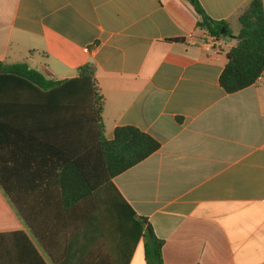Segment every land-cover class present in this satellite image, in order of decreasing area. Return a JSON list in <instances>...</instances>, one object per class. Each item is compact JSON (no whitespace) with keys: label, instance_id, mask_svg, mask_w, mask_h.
I'll return each instance as SVG.
<instances>
[{"label":"crops","instance_id":"crops-1","mask_svg":"<svg viewBox=\"0 0 264 264\" xmlns=\"http://www.w3.org/2000/svg\"><path fill=\"white\" fill-rule=\"evenodd\" d=\"M199 1L230 30L215 51L188 0H0V61L57 80L94 64L106 138L134 126L161 142L113 182L164 241L165 264H264V73L234 93L220 83L252 0ZM0 193L37 248L12 228L0 264H113L97 246L53 258ZM126 260L148 264L143 239Z\"/></svg>","mask_w":264,"mask_h":264},{"label":"trees","instance_id":"trees-1","mask_svg":"<svg viewBox=\"0 0 264 264\" xmlns=\"http://www.w3.org/2000/svg\"><path fill=\"white\" fill-rule=\"evenodd\" d=\"M188 1L202 16L198 27L229 35L225 21L207 16L199 0ZM240 24L239 42L220 77L229 93L264 73V0H252ZM95 75L92 63L75 78L57 80L27 63L0 61V188L55 259L54 248L79 246L86 256L97 246L113 264H127L143 239L147 263L165 264L164 241L113 182L161 142L134 126L118 127L113 139L106 138ZM12 228L37 252L0 193V244Z\"/></svg>","mask_w":264,"mask_h":264},{"label":"built area","instance_id":"built-area-1","mask_svg":"<svg viewBox=\"0 0 264 264\" xmlns=\"http://www.w3.org/2000/svg\"><path fill=\"white\" fill-rule=\"evenodd\" d=\"M202 45L207 51H215L223 46L222 38L220 35L206 33L202 39Z\"/></svg>","mask_w":264,"mask_h":264},{"label":"rangeland","instance_id":"rangeland-1","mask_svg":"<svg viewBox=\"0 0 264 264\" xmlns=\"http://www.w3.org/2000/svg\"><path fill=\"white\" fill-rule=\"evenodd\" d=\"M223 37L228 38V35H223Z\"/></svg>","mask_w":264,"mask_h":264}]
</instances>
